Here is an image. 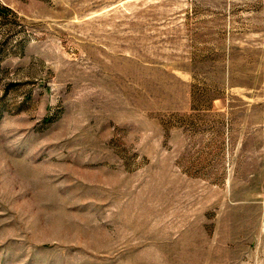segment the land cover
I'll return each instance as SVG.
<instances>
[{"label":"rangeland","instance_id":"1","mask_svg":"<svg viewBox=\"0 0 264 264\" xmlns=\"http://www.w3.org/2000/svg\"><path fill=\"white\" fill-rule=\"evenodd\" d=\"M0 264H264V0H0Z\"/></svg>","mask_w":264,"mask_h":264}]
</instances>
